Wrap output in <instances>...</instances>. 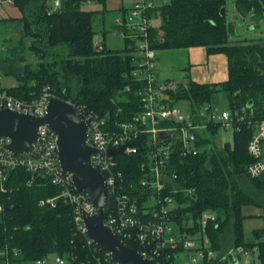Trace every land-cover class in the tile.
<instances>
[{
	"label": "trees",
	"instance_id": "16d2710c",
	"mask_svg": "<svg viewBox=\"0 0 264 264\" xmlns=\"http://www.w3.org/2000/svg\"><path fill=\"white\" fill-rule=\"evenodd\" d=\"M49 1L11 0L22 13V35L10 55L26 64L23 73L17 76L18 85L6 91L19 100L33 101L48 86L60 100L82 105L105 118L108 124L130 121L142 110L136 91L144 85L132 75L135 41L123 40L122 49L105 46L106 0H59L54 10ZM225 1L168 0L154 7L148 12L151 18L148 42L155 52L204 47L208 54L227 57L228 77L224 82H157L158 87H164L161 101L167 106L186 101L196 112L219 90L224 93L227 110L232 115L242 108L246 112L244 122H233L232 141L225 142L222 150H207L212 141L200 135L195 143L196 155L181 156L178 151L171 154L167 169L176 173L180 188L191 191L173 195L177 203L175 222L193 235L201 231L199 220L203 213H214L215 218L207 222L201 240L207 237V246L220 253L221 233L231 224V250L244 247L256 256L258 264H264V240L259 238L260 233L250 243L242 239L243 206H264V180L251 179L245 173L251 161L248 142L255 125L264 119V36L257 40L231 41L232 28L226 22L225 10L221 14ZM89 2L99 4L100 8L82 9ZM235 6L243 15L251 13L263 19V0H235ZM127 11L119 15L122 20ZM112 27L116 29L117 25L113 22ZM96 39L102 41L101 51L94 49ZM55 48L61 50L52 51ZM26 53L34 61L28 62ZM59 59L63 60L65 72L74 78L73 89L68 85V77L61 74ZM168 123L160 122L158 126ZM207 126L212 137L222 129L218 124ZM117 159L121 169L125 167V176H141L137 166L143 159L142 153ZM8 172L0 191V263L32 264L50 255L61 256L68 264L91 262L86 238L75 233L70 206L59 200L55 207L39 205L41 200L56 196L58 189L42 175L32 179L30 172L22 168ZM251 188L255 190L253 194ZM182 221L189 227L182 228ZM126 246L138 250L131 241ZM224 255L219 254L218 259Z\"/></svg>",
	"mask_w": 264,
	"mask_h": 264
},
{
	"label": "built area",
	"instance_id": "2783aa9c",
	"mask_svg": "<svg viewBox=\"0 0 264 264\" xmlns=\"http://www.w3.org/2000/svg\"><path fill=\"white\" fill-rule=\"evenodd\" d=\"M52 9L60 1L51 0ZM153 0H140L131 6L124 20L117 17L113 34L123 40L135 41V69L132 75L136 81L144 83L136 91L142 110L128 122L108 124L98 113L82 105H74L75 113L86 123L87 143L92 147L90 161L104 178L105 204L103 224L107 226L119 241L133 242L138 246L139 256L153 264H214L219 255L211 250L206 240L190 235L179 228L175 222L177 203L174 194H190L188 189L180 188L177 175L167 168L171 154L178 151L181 156L196 155L197 137L210 123L231 128L233 122H244L245 109L232 115L228 110L213 111L203 104L196 112L186 111L178 106L162 103L160 81L155 72L153 61L156 52L149 47L148 29L151 18L148 15L154 9ZM94 49H103L102 41L96 39ZM129 91L130 87L127 86ZM53 94L50 87H44L40 96L33 101H22L0 88V110L11 109L19 113L43 117L47 103ZM70 103V102H69ZM71 104V103H70ZM160 122H170L158 126ZM143 135V136H142ZM8 139L0 138V191H3L8 171L22 168L30 172L32 179L42 175L58 189V194L39 202L40 206L55 207L58 200L70 206L72 224L75 233L86 238V245L91 250L92 260L86 264H118L112 254L88 239L84 218L98 213L90 201L88 189L77 191L72 174L64 172L57 159L56 133L47 125L37 131V140L29 145L36 155H15L5 149ZM123 147V154L111 155L110 150ZM143 159L137 166L141 176L127 177L118 157H130L141 154ZM247 153L251 161L245 167L246 175L251 179L264 180V119L255 125V131L248 142ZM127 169V168H126ZM214 220L212 214L202 215L199 225L204 230L207 222ZM182 228L189 224L183 222ZM173 226L177 228L174 232ZM133 249V248H132ZM238 254L239 262L235 256ZM250 252L244 247H237L224 255L221 264H246ZM228 259L230 263H228ZM53 264H68L67 259L53 255ZM35 264H47L42 258ZM131 264V263H124Z\"/></svg>",
	"mask_w": 264,
	"mask_h": 264
},
{
	"label": "water",
	"instance_id": "95a60500",
	"mask_svg": "<svg viewBox=\"0 0 264 264\" xmlns=\"http://www.w3.org/2000/svg\"><path fill=\"white\" fill-rule=\"evenodd\" d=\"M224 8L221 10L223 14ZM55 91V90H54ZM75 108L56 96L49 98L43 117L19 113L11 109L0 110V138L8 139L5 149L15 155H34L29 145L37 140L38 128L47 125L56 133L57 159L61 170L72 174L77 191L88 189L91 203L98 213L85 217L83 222L88 239L112 254L118 264H153L142 259L136 250L119 241L113 232L103 224L105 188L102 174L90 161L92 147L87 143L88 127L75 113ZM111 155L123 154V147L110 150ZM239 262V257H236ZM219 260L217 264H221ZM228 263L230 260L228 259Z\"/></svg>",
	"mask_w": 264,
	"mask_h": 264
},
{
	"label": "crops",
	"instance_id": "0c3cea01",
	"mask_svg": "<svg viewBox=\"0 0 264 264\" xmlns=\"http://www.w3.org/2000/svg\"><path fill=\"white\" fill-rule=\"evenodd\" d=\"M138 1L140 0H106L105 9L107 11L104 16L108 24L106 25L107 31L103 36L105 46H107V37H117L113 34V20L119 17L122 11L129 9ZM167 1H163V4ZM21 17V11L11 3V0H0V88L4 90L17 86V76L22 74L25 69L26 61L18 60L14 55H10L11 50L22 35ZM111 41L114 44L115 40ZM207 52L204 47L156 51L155 72L158 79L162 82L173 83H186L188 81L199 84L224 82L228 77L227 57L224 54H208ZM26 54L24 57L27 56L28 62L34 60L29 53ZM50 256L45 258L49 259ZM237 256L238 254H236L235 259ZM51 258L53 260V257ZM245 261L246 264H258L255 255H250Z\"/></svg>",
	"mask_w": 264,
	"mask_h": 264
},
{
	"label": "rangeland",
	"instance_id": "374dc122",
	"mask_svg": "<svg viewBox=\"0 0 264 264\" xmlns=\"http://www.w3.org/2000/svg\"><path fill=\"white\" fill-rule=\"evenodd\" d=\"M155 3L156 7H160L163 4V1L165 2L166 0H153ZM49 5H51V2L49 1ZM235 0H226L225 1V19L227 24L229 25L230 28H232V33L230 34V40L231 41H249V40H257L259 38H263L264 36V13H263V19L255 18L251 16V13L247 15L241 14L237 8H235ZM264 8V0H263V6ZM100 8V5L94 2H89V3H84L82 6V9L84 10H97ZM157 21H155L156 24ZM97 24V22H96ZM100 25H97L99 27ZM112 37V36H110ZM115 38V37H112ZM107 37V47L110 49H122L124 47V43L122 40H120L119 37H116L115 39H112ZM119 38V39H118ZM111 40H115L114 44ZM56 49L61 50V48H55L52 49V51H56ZM34 61V60H33ZM59 69L61 71V74L64 76H67V82L68 85L73 89L74 87V78L72 75L69 73L65 72V68L63 67V60L59 59ZM209 107L213 111H223L227 110V100L225 98L224 93L221 91H215L209 100V103H207ZM179 108L186 110V111H191L195 112L196 109L191 110L190 104L186 101L183 102H178L176 104ZM209 126H206L204 131H201L200 135L204 136V138H209L212 143L206 147L207 150H222L223 144L225 142H231L232 141V131L231 128H223L217 132L214 137L209 135ZM246 184V183H245ZM248 185V184H247ZM251 191L253 189L251 188ZM255 192H251L252 194ZM256 197V194H255ZM257 199V198H256ZM259 203L261 200H257ZM264 203V202H263ZM207 214H212L215 218V214L211 212H205L203 215ZM242 215L244 216L242 218V239L243 242L245 243H250L253 240L256 239V234L260 233L259 238L261 240H264V206H258L256 204H248L246 206H243L242 208ZM174 232L177 231V228L173 226ZM204 232V230L201 229L198 232L194 233V237L199 238L201 234ZM207 240V237L204 238ZM233 233H232V225L228 224V226H225L223 232L221 233L220 236V243H219V249H221L220 253L214 252L215 257L217 255H224L229 251V248L231 249L233 243ZM52 256L50 258H47V263L48 264H53L52 263ZM0 264H3L2 262ZM4 264H9V262H5Z\"/></svg>",
	"mask_w": 264,
	"mask_h": 264
}]
</instances>
